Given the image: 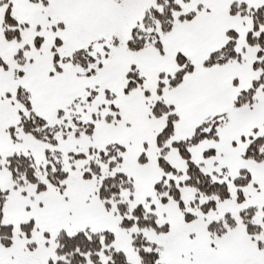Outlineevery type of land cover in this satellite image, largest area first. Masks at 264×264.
<instances>
[{"label": "snow or ice", "instance_id": "6c2138e0", "mask_svg": "<svg viewBox=\"0 0 264 264\" xmlns=\"http://www.w3.org/2000/svg\"><path fill=\"white\" fill-rule=\"evenodd\" d=\"M0 264H264V0H0Z\"/></svg>", "mask_w": 264, "mask_h": 264}]
</instances>
